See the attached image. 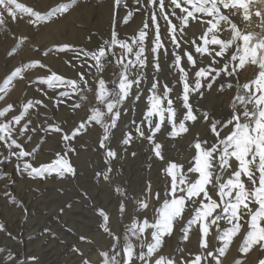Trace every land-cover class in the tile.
I'll return each instance as SVG.
<instances>
[{
  "label": "rangeland",
  "instance_id": "obj_1",
  "mask_svg": "<svg viewBox=\"0 0 264 264\" xmlns=\"http://www.w3.org/2000/svg\"><path fill=\"white\" fill-rule=\"evenodd\" d=\"M15 3L19 5H23L25 8H29L34 12H38L41 14V16L53 13L54 10L61 4H71V7H69V9L66 12L55 13L54 15H51V19L37 20L36 17L31 15V13L25 12L23 11V9H20V8H15V5H13V8L16 12L15 17L11 16L7 11H5L3 6H0V13H3V23H0V88L4 89V91H0V96L4 97L2 100H0V110L5 108L9 104L13 105V102H15V100H16V105H17L16 107L17 109L16 108L14 109L12 107V109L9 110L5 114V116L0 117V122L10 121L12 120L13 117L20 115L21 112L24 110V106L28 103V101H33V100H34L33 102L42 101V103L36 104L34 107H30L28 109L27 114L24 115L23 119L20 121L19 124H15L13 122L14 127L16 129V131L13 132L12 134L13 138L16 139L17 142L23 146L25 151L32 153L31 156H27V157H24L22 160H18L16 156L12 155V152L14 151L18 152L19 149L15 147H13L12 149H9L4 142L0 141V224L4 226L3 230H0V249H4V251H0V264H13L8 260V257L11 254H14L12 242L16 244L20 242V238H22L25 233L26 223L30 219V217L29 218L26 217L25 219L22 220V223L20 225L19 234H16L17 233L16 226L19 222L18 219L20 218L19 212L16 213L9 209L5 210L4 209L5 206L3 205L1 199L4 198L8 202L9 205L10 204L13 205L18 200H21L20 203H17L16 207L20 208V211L26 212L28 216L30 215V209L33 208L32 211H34L36 207L37 208L41 207V205L43 204L45 205V210L46 211L49 210L50 204L53 199V197L50 194L47 195V193H45V195L47 196L45 195L43 196L42 194L37 195L36 194L37 192L33 191L34 184L32 183V181H30V178H28L29 175L23 171V168H22L23 162L28 161L32 164L33 167H35L36 165L35 163H38V159L36 160L38 156L36 152V149H37L36 143L39 144L41 142V139L42 140L44 139V134L47 133L49 130H51V128L49 127L50 125H58L62 129V132H57L62 138V139L60 138L59 140V145L61 144L60 146L62 148L64 147L63 149L67 151V157L68 158L71 157L72 154L77 150V147L74 146V144L72 143L73 139L69 141H65L63 139V135L65 133L68 135H71L73 130L76 129L82 121H85L88 118V116L91 114L92 108L98 107L100 108L101 111L106 110L104 106L100 104L99 101L96 99L98 80L100 78H103L105 80L106 87L108 88L109 91H111L114 87L113 81L118 82V75L120 73L121 68H120V65L116 63V60L119 54L121 53L120 47L117 45L112 49V51L115 52L117 55L116 56L108 55L106 59L103 61V64H104L103 70L98 72L97 68L94 66V61H92L91 57L82 55V52L87 51L88 49H86L83 46H78V45L75 46V44L73 43L71 44L69 37L71 33L73 32V30L83 29L85 32H87L88 37L95 34L98 31L97 32L98 38L101 40V43L103 45L104 41L111 39L113 33H116L117 38H118L120 30H122L121 28L123 27L125 28L128 25L132 24L134 13L135 11H137V9H140L142 7L145 8V14H146L144 15L145 22L151 24L154 27H157V25H159L160 19L163 20L165 18V13L168 14V17L171 14L170 12H167V11L163 13L164 11L160 12L158 10L159 0H157L156 4L151 3L150 0H118V2L117 0H74V2H72V0H15ZM185 7L187 8L189 7L188 8L189 10L192 9L191 5H186ZM257 7H259V5L250 4L249 6L250 11L252 13L251 25L249 27L255 28L256 31H259L260 30L258 27L259 17L255 15V11ZM108 9L112 11L111 19L109 20L108 24L105 26L106 28L100 27V25L102 24L104 20L103 18H105V12H106L105 10H108ZM221 11L225 15H229L232 21L236 23L237 25H239V19L243 18V11H244L243 9H239V8L223 9L221 8ZM154 14L156 15L155 21L152 19ZM179 16H182L181 10H180ZM201 17L202 18L199 20V22L201 21L203 25H204V22H206L208 19H212V17H208L206 14H203ZM199 24L200 23H198V25ZM239 26L241 28H245V26H241V25ZM166 28H167L166 31L168 32V34L171 35L172 34L171 31H169L170 27L168 26ZM102 31H105V32H102ZM187 31L188 30L185 29V33L182 34L181 39L177 37V39L179 38L180 40V49L182 48V45L185 44V47H183L184 51H182L183 49L180 50L179 48H176V45L173 44L171 40L169 42L170 44L168 43V46L166 47L167 54H165V56H168L169 58L164 56L165 59L163 61L164 63H166L167 60L172 59V57L174 59V56H173L174 50L176 52H179L181 56H184V52L186 50L193 54V57L194 59H196L197 64L195 67H193L187 62L186 57L183 58V61L188 64L189 68H192V72L193 71L196 72L198 71L200 67H207L209 65V62H211V60H209L211 58L207 57L206 54H205L206 56L205 55L202 56L200 53H197L194 55L195 47L192 44L185 43V42L188 41V39L190 38L194 39L195 36L192 33V31H189V33H186ZM223 35L225 38L228 35V33L223 32ZM240 43L242 44L243 42L240 41ZM63 44H70L72 46L71 49L77 50V52L81 53V56L83 58L81 56L80 58L82 61L85 62V60H87V63L89 65V71H88L89 78L87 80L88 81L87 84L83 83L82 80L79 79L80 75L82 74L81 71H79L80 69L78 70L79 72L76 71L72 76H67L64 73L57 70L55 66H53L51 63L47 61L48 57L55 58L58 55H60V52L62 51L60 49V46ZM218 50H219V47H218ZM235 51H236L235 47H233L229 49V52L226 53L225 56L226 57L230 56L232 53H235ZM89 52H94V51L89 50ZM219 58L218 60L221 63H227V60L225 59V57H219ZM127 59H132L130 54L125 59V62H127ZM172 60L170 61L172 62ZM207 60L209 61L207 62ZM36 61H39V64H36L35 63ZM27 65H32V66L26 67ZM234 65H238V61L233 62V66ZM216 66L218 65H213V67H216ZM78 67H79V63L76 66V68L78 69ZM17 69H20V74L13 77L12 74ZM195 72H193V74ZM52 73H56L57 75L62 76L65 80H78L80 88L84 89V91L83 92H73L71 88L66 84L60 85L54 88H49L47 83L41 82L40 78H47ZM257 75H258V66L251 64V63H247L243 68H238L237 72H235L233 76L231 77L224 73H221V75L217 77L215 82L212 84L211 89H208L206 87L208 81L211 80V76H209L206 80L202 79L201 83L204 86L201 88L202 91L201 90L200 91L203 93V96H205L206 98L203 96L202 97L199 96L198 95L199 93H197L200 99L199 102L201 104L202 103H205V104L197 105V102L194 103V106L196 105L198 106V108L197 106L195 107L196 111L194 110V113H197V116H198L197 117L198 122L196 121V123H200V122L202 123V121H204L203 119H201L202 117L200 116L201 115L200 112H205V111L209 113L210 119L226 121L230 113L233 111L232 102L234 101L237 91H238L237 85L250 81L254 79ZM10 77H12L11 81L10 83L6 85L5 82ZM229 83L233 85L232 89L226 86ZM221 85H224L223 87L224 89H221L220 87ZM33 88H36L38 91L40 90L39 97L35 98L30 94L31 93L30 90H32ZM88 89H91V91H89ZM52 90L54 92V95H52L53 98L51 97L52 99L46 100L48 96L51 95L50 91ZM61 92H68V95L61 96L60 95ZM214 93H216V95ZM227 93L228 95H226ZM211 94L216 97H213ZM84 96H86L87 98L82 99L81 97H84ZM207 97L209 100L207 99ZM217 97H218V101L222 100V102L220 101L218 102ZM211 99H213L212 100L213 102L211 101ZM210 102L211 104H209ZM77 104H79L80 107L78 108L74 107V105H77ZM199 106H201V109L202 108L203 109L202 110L199 109L200 108ZM65 109L67 110V118L65 119V121H63L60 115H61V112L65 111ZM198 109H199L198 111L199 114L197 112ZM106 119H110V117ZM29 121H30L29 130L23 134H17L20 132V129L23 127V125L25 123H28ZM118 122H117V125H118ZM196 123L194 122L193 125L195 126ZM206 123H207L206 127H204V129L202 128L200 133H197V132L194 133L193 135L194 142L197 141V139H199L200 141H202V139L203 141H205L206 139V141L208 142L209 140L208 136L210 138V135H212L211 139L213 138L214 139V141L212 139L213 143H216L215 141L216 138L215 136H213L214 134L209 129V123L208 122ZM92 124H95V122H93ZM96 125L97 127L96 129H94V131L95 133L99 131L101 133L100 136L102 137L103 129L100 127V125L98 124ZM207 127H208V130H206L205 132V129H207ZM116 128L112 129V134L110 136L109 142L107 143V147L112 142L114 145L112 149L115 150L117 153L116 157L111 159L108 162L111 165L110 167L111 175L110 176L113 180L114 190L117 187L123 189V194L115 191L116 194L120 196L121 203L124 204V212L121 214L123 215V217L124 215L127 217L126 212L128 211L127 209L129 208L128 206L130 204V200L132 199V196L135 193V191H137L138 189L141 190L139 194V200H147V202H150L149 198L151 199V197L148 195L149 184L151 185V187L153 186L154 187L153 189L155 190L158 188L159 186L158 184L160 183L164 186V199L160 203H158L156 206V209H159L162 206L164 200L166 198L170 199L171 197V193L169 190L171 187V177L167 176L164 169L167 167L169 158L176 156L178 152L180 151V149L184 148V142L180 140L179 142L178 140H176V137L173 138L167 135L168 137L167 140L168 142L170 141L169 146H171L173 150L169 149L168 154H166L168 155L166 159L167 164L161 165L162 161H158L161 163L157 162L156 164L157 167L154 168V167H151L150 164H148V162H150L149 160L151 157H149V155L147 154L146 148L142 149V159H141V162H139L137 158H135L136 156L133 155L134 151L132 147L130 145H123L121 143V141L124 138H121V140H119L120 142H118L117 137L114 134ZM31 129H35V131H31ZM224 131L225 130L223 129L221 130V136L224 135ZM83 132L84 131H82V133ZM82 133L78 134L74 139L75 140L80 139V141H82L81 145L83 147H87L90 144H88L87 140L85 139V136ZM206 133H208V135H206ZM195 135H197V137ZM29 136H31V139H28ZM34 136L36 137L35 139L33 138ZM37 137L39 138L37 139ZM116 144L118 145V147H116ZM94 146H95V150L98 152L104 149L100 147V140H97L94 143L93 147ZM192 146H193L192 156L194 157L197 153L196 152L197 150L195 151L194 144ZM203 146L205 145L202 144V147ZM69 147L74 149V151H70ZM34 149L35 151H33ZM170 151H172V153ZM162 155L164 156V154ZM180 159L183 160V156ZM51 162L41 163V164L39 163V167L43 164H50ZM18 163L21 165V167L19 168L17 167ZM194 164L191 166H194ZM229 164H231V168H226L222 172L217 170L219 174L223 176L224 181H226L229 178V175L234 170L238 169L239 161L235 160V158L233 157L229 160ZM68 175H70V177L73 176L72 178L75 180L77 179L76 170H75L76 176L72 174H68ZM197 176L198 174H193V178L188 176V179L189 181H194L197 178ZM257 176H258V173H257ZM23 178L24 180L26 178L28 179H26L24 182ZM241 179L245 183L246 187H250L248 180H246L247 179L246 176L242 175ZM93 183L96 188L95 194H96L97 202H96V208L90 211L92 215L88 217L83 214L82 208L77 209V212L82 214L79 220L82 223L89 222L90 223L89 226L97 225V223L102 220L101 219L102 217L98 214V209L102 208L104 212L109 215L111 212L109 211L108 213V208L106 211L105 208L102 206V204H100L104 200V198H101L100 176L99 177L96 176ZM79 187L78 189H80ZM208 189H209V194L212 196V199L217 200L218 202L222 204L223 202L219 201V198L217 196V189L213 188L212 185H209ZM177 194L179 195L180 193H177ZM234 195H235V192H233V196ZM29 196H32L34 198L33 199L34 202L31 201V203L26 205V202L28 201ZM154 197L152 196L153 200H154ZM23 198L24 199L26 198V199L24 200ZM36 199H37V202H36ZM151 202H152V199H151ZM33 203L37 204L35 205L36 206L35 209L34 207H32ZM110 204L111 203H108L107 207H109ZM191 205L194 206L196 204L192 203ZM191 205H190V202H186L182 215H185L186 213L184 214V212L186 211L189 212L188 214L190 213L193 214L195 212L193 210L194 208H192ZM250 207H252L253 211H255L258 208V205L251 204ZM85 208H86V205H85ZM142 209L143 208H140L136 202V204L134 205L131 211L132 212L130 214L131 217L137 218L139 216V213L141 211H144ZM216 211L219 212L220 209H216ZM85 214L89 215V213L87 212ZM213 214L215 215V213ZM37 215L38 213L36 212L33 213V216L31 217V219L36 218ZM155 215L156 217H154L153 220L152 218H149V219L147 217L145 218H147L149 222H154V220L158 216V213L156 212V210H155ZM245 216L247 218L244 219L245 217H243L244 221L246 222V220L248 219L245 224V232L247 233V231L250 230L249 228L250 216L249 217L247 215ZM143 220H140V221H143ZM179 220L180 218H177L174 222V226L171 230V233L173 234L175 233V235L173 237L170 236L171 240L169 241L170 242L169 245L167 246L163 245L164 246L163 251H161L160 253L159 248L162 246L163 243L165 244V242L162 241L161 245L157 248V251L156 250L154 251L157 258L159 257L168 258L169 257L168 259L173 261V264H184V263L185 264H216V261L213 260V257L207 255V253L211 251L213 252L215 256L218 257L220 264H237V262H239V264H259L260 260L264 259V247L258 244L257 246L256 245L252 246L253 249L255 248L256 252L252 253L250 257L246 258V253L244 251H241V248L243 246V240H241V242L238 243L234 253L230 254V247L232 244L231 243L232 241H231L226 247L225 252L223 254H220L218 252V249L221 247H224V242L222 240L217 239L218 229L214 225L211 227V231H210L211 233L209 234V242L211 244L210 249H202L201 244L197 243L193 247L191 252H186L185 247H183V245L184 246L189 245L190 243L188 239L185 240V234H186L185 232L187 231V233L188 232L190 233L191 231L190 229H187V227H189L188 225L189 220L186 221L187 227H184V225L178 224L179 222H182L181 220L180 221ZM261 221L264 222V220H261ZM36 222H37V219H36ZM70 222H71L70 219H67L66 221H64L63 219L57 220L56 218L48 222V224H51L53 226H56V228L57 227L59 228L62 235L61 234L58 235V233H56L58 236H66V237L71 238V240H67V239H64L58 236L54 237V240H53L54 243H52L50 247L54 248L58 246V248L60 249L59 253L62 254L61 257L69 256L71 257V259L72 258L74 259L77 257L76 255L82 254V252L84 253V249L81 248V244H83V240H84V239L82 240L81 237L84 235V233L83 235H80L78 233H73L74 229L69 226ZM34 223L35 221L33 222V224ZM128 223L129 222L127 220H123V222L121 221L120 224H121V227L125 231L124 232L125 235L129 236L132 244H133L132 238H134V240L136 241L132 264H144V262L139 261L136 258V256L141 251L140 245H141L142 239L140 238L142 237L137 238L136 236H131L130 233L128 232V229H129ZM218 223L220 225V229L231 227V225H229L226 220H221ZM177 225L178 227L179 226L180 227L178 228ZM108 227L110 228V224H108ZM147 230L148 229H146V231L144 232L145 235L149 234L147 242L152 243L153 242V237L151 235L152 229H149L148 230L149 232ZM194 230H195V227L193 228V231ZM246 233L244 234V237ZM169 235L170 234H165L164 236L168 237ZM187 235L189 234H186V236ZM111 241L112 242L109 245V247L112 245L114 246L116 244L113 238L111 239ZM185 241L186 242L188 241L189 243L187 244ZM180 242H182L183 245ZM33 244L34 242L32 243V245ZM44 245L48 247L50 244H48V241H45ZM109 247L104 252L109 253ZM25 248H28V247H23L22 249L23 255L25 254L27 255ZM77 249L79 251H77ZM206 250H209V251H206ZM251 250L252 249H250V251ZM54 251L56 252L57 249H54ZM115 253H120L119 256H116V260L119 262V264H123L124 255L122 254L124 253L122 252V249L120 246H116L113 255H115ZM14 255H12L11 257L14 258ZM17 255H20V254L17 253ZM54 255H56V253ZM197 256L201 258L198 262L196 261ZM31 257H36L37 260L33 262ZM31 257L29 256L28 258L26 257L25 260H23V264H29V263L30 264H42L45 258V256H41V257L31 256ZM157 258L154 259V261H152L151 264H153V262L154 264H156L155 262ZM60 261L61 262L59 263H63L62 260Z\"/></svg>",
  "mask_w": 264,
  "mask_h": 264
},
{
  "label": "snow or ice",
  "instance_id": "obj_2",
  "mask_svg": "<svg viewBox=\"0 0 264 264\" xmlns=\"http://www.w3.org/2000/svg\"><path fill=\"white\" fill-rule=\"evenodd\" d=\"M74 2V0H72ZM118 2V0H117ZM151 3L156 4L157 0H150ZM191 5L192 9L189 10L184 5ZM259 5L256 8L255 15L259 17V31L255 28H250L251 16L249 6ZM23 9L25 12L31 13L37 20L51 19V15L55 13L66 12L71 4L59 5L53 13L41 16L40 13L34 12L29 8H25L23 5L15 3V0H0V6H3L11 16L15 17L16 12L13 8ZM171 5L177 9H180L184 15L178 17L181 21L180 25L172 24L170 31L172 33L171 40L176 48H180V40L177 39V32L183 34L185 27L189 23V18L198 19L195 13H203L212 19H208L204 22L202 29V35L199 37L203 41V44L197 43L196 39L190 38L185 43H190L195 47V51L202 56L207 55L211 58V63L207 67H200L198 71L194 73V84L188 83V72L181 65V60L186 57L187 62L193 67L196 66L197 61L194 59L191 52L185 51L184 57L179 52L173 51V66L180 73V81L183 82V94L182 102L183 107L187 111L183 115V119L179 124L175 121V109L173 108V101L169 98V93L172 91L167 84L163 85V93H159L160 85L158 81H154L149 89L151 95L148 97L149 107L144 113V118L140 124L136 125L135 131L139 138L146 139L149 145L152 147L154 155L163 160L164 157L161 153L162 145L155 140L156 133L160 132L161 127L165 120V113H167L168 123L172 127V131L168 132V136L177 137L181 133L189 131L186 126V121H197V115L193 111L192 104L189 103L190 93H199L201 97L203 93L200 89L204 86L201 81L206 80L211 76V80L208 81L206 87L211 89L212 84L216 78L224 73L228 76H233L237 72L238 68H243L247 63H251L258 66V75L243 84H238L237 94L232 102L233 111L230 113L226 121L210 119L208 112L201 113L202 119L209 123V129L216 138V143L208 145V142L197 141L194 144L197 150L196 155L193 157L195 160L194 166L188 168L187 172L184 171L182 164L175 162H168L167 167L164 169L165 173L171 176L170 199H165L162 206L156 209L158 213L154 222H149L147 218L143 221L134 220L130 225L128 232L131 236L140 238L146 229H152L151 235L153 237L152 243H146L141 241V251L136 258L144 264H151L150 258L154 251L161 245L163 236L165 234H171L173 227V221L182 216L186 202H192L198 207L195 210V215L189 220V227L192 224L201 223V231L206 235L209 232L210 226H215L218 229L217 239L224 242V247L218 249L220 254L225 252L226 247L232 241L233 237L240 231L242 224L240 221L245 215L250 216L249 228L246 236L243 238V246L241 251L248 252L249 249L256 244L264 247V227H261L260 221L264 220V0H171ZM158 6L163 12L164 0H159ZM223 9H243V19L248 22L245 28H241L234 23L229 15H225ZM175 15V13H172ZM152 19L155 21L156 15L154 14ZM165 19L168 20V14L165 13ZM0 23H3V13H0ZM147 25H145V28ZM227 32L228 35L221 39L220 34ZM147 33L143 29L139 32V35L133 38L132 44H129L125 40H119L117 34L113 33L110 40L104 41V44L100 46L96 51L89 52L84 51L83 55L91 57L94 61V66L97 71L103 70V61L108 55L116 56L117 54L112 51L115 46H119L121 53L119 54L116 63L120 65V73L118 75V82L113 81L114 87L111 91L106 87V82L103 78L98 80V88L96 99L100 104L104 106L105 111H101L100 108L95 107L91 109V114L85 121H82L76 129L73 130L71 135L64 134L63 139L69 141L74 139L82 131L87 130V126L93 122L100 125L103 129V135L100 139V147L105 149V161L108 162L115 158L117 153L115 150L107 147L112 129L117 127V122L121 117L120 107L125 100L131 95L133 85L137 86L138 94L135 99H140L139 85L141 81L145 79L143 68L146 67L147 57L144 56L145 47L143 41L145 40ZM240 41L243 43L241 44ZM153 47L151 52L154 54L153 66L159 71V50L164 49L167 54V49L164 47L163 42L159 35V25H157L155 39L153 41ZM218 46L219 50L215 47ZM138 50L133 53V48ZM235 47V53L230 56H225L229 52V49ZM72 46L70 44H63L60 46L61 50H70ZM129 54L134 55V59H125ZM225 57L227 63H221L218 58ZM238 61V65L233 66V62ZM39 64V61L35 62ZM213 65H218L213 67ZM27 65L26 67H31ZM133 69L137 70V75L134 78H130L133 75ZM20 74V69H17L12 76ZM10 77L5 84L7 85L11 81ZM41 82L47 83L49 88H54L60 85H68L73 92H83L84 89L80 88L78 80H65L62 76L52 73L47 78H40ZM80 80H84L83 74L79 77ZM87 84L88 81L84 80ZM223 89L224 85L220 86ZM228 88L233 87L231 83L227 85ZM91 91V89H88ZM0 91H4L0 88ZM61 96H67L68 92H61ZM4 97L0 96V100ZM86 99L87 97H81ZM164 101H167V107H163ZM42 103V101H28L24 106V110L20 115L15 116L10 121L0 122V141L4 142L9 149L13 147L18 148V152H12L13 156H16L18 160H22L24 157L31 156L32 153L24 150L23 146L13 138V132L16 131L14 124H19L24 115L27 114L30 107H34L36 104ZM251 106V107H249ZM13 105L9 104L2 110H0V117L11 110ZM74 107H80L79 104ZM158 116L159 120L153 122V117ZM110 117V119H106ZM146 122L149 135L145 136L144 123ZM29 123H25L17 134H23L29 130ZM135 124V121H133ZM231 126V127H229ZM53 131L62 132V129L58 125L49 126ZM224 131V135L221 136V130ZM35 131V129H31ZM31 139V136L28 137ZM134 137L132 132H127L124 139L121 141L123 145H130ZM202 144L205 145L202 147ZM70 151H74L69 147ZM35 151V149L33 150ZM135 155V153H133ZM239 161L238 169L234 170L229 178L224 181L223 176L219 174V171H223L226 168H231L229 160L231 158ZM10 158V157H8ZM6 158V159H8ZM17 167H21L18 163ZM23 171L32 177H44L45 174L57 173L60 177L65 174L75 175V169L68 160L67 154L60 155L57 153V158L50 164H43L39 168L33 167L28 161H24L22 165ZM111 168L109 167L103 173H97V176H103L105 181L109 180V173ZM198 174L194 181H189L188 174ZM214 173H216L214 175ZM258 173V176H257ZM242 175L247 177L250 187H246L245 183L241 179ZM212 185L217 189V196L219 201L212 199L209 194L208 186ZM118 193L123 194V189L117 187L115 189ZM233 192L235 195L233 196ZM148 193L151 195V185L149 184ZM177 193H180L179 195ZM155 198L159 200L160 194L156 193ZM14 199V198H13ZM137 204L140 208L147 209V200H138ZM251 204H257L258 208L253 211ZM216 209H220L219 212ZM62 211V210H61ZM120 212H124V204H120ZM215 213V215L213 214ZM98 214L103 218V229L106 233L113 236V239L118 241L119 237L113 235L108 227V214L104 210L98 209ZM226 220L231 227L220 229L219 221ZM3 225L0 224V230H3ZM85 239V237H81ZM187 239V236H185ZM126 243L122 248L125 253L123 264H132L135 246L132 244L128 235L125 236ZM202 246L207 248V243L202 241ZM146 248V251L144 250ZM4 251V249H0ZM77 251H79L77 249ZM115 255H109L108 252H102V264H119ZM208 256L213 257L216 264H220V261L213 252L209 251ZM11 259V255L9 256ZM33 262L37 260L36 257H31ZM201 258L196 257L198 262ZM83 264H89V261L85 260ZM156 264H165V258L160 257ZM166 264H173V261L168 260ZM239 264V262H237ZM259 264H264V259L260 260Z\"/></svg>",
  "mask_w": 264,
  "mask_h": 264
},
{
  "label": "bare ground",
  "instance_id": "obj_3",
  "mask_svg": "<svg viewBox=\"0 0 264 264\" xmlns=\"http://www.w3.org/2000/svg\"><path fill=\"white\" fill-rule=\"evenodd\" d=\"M186 5H184V6H186ZM158 10L161 12L160 8H158ZM105 11H104L105 12V18H103L104 20L102 19L103 22L100 25V27H104V28H106L105 26L108 24L109 20L111 19V15H112V11L110 9L105 10ZM163 11H164L163 13H165V11L171 13L170 16L168 17V20H166L165 18L163 20H161L159 18L160 19L159 20L160 21V23H159V35H160L161 41L164 44V47L166 48L168 46V43L171 41L170 37L172 35V34L169 35L168 32L166 31V29H167L166 27H168V26L171 27L168 24V21L170 20L172 24H176V25H180L181 21L178 18V17H180L179 16L180 9H177L174 6H172L171 0H164V10ZM172 13H175V15H172ZM144 15H146L144 7L137 9V11H135V13H134L132 24L128 25L125 28L124 27L121 28L122 30H120L119 35H118L119 40H125L129 44H132L133 38L138 36L139 32L142 29L144 31H146L147 35L145 37V40L143 41V44L145 47L144 56L147 57V64H146V67L142 69V71L144 72V75H145V79H143L141 81V84L139 85L140 99L139 100L135 99L136 95L138 94V89H137L136 85H133L132 90H131V95L127 98V100H125L123 105L120 107L121 117L119 119V122H118V125H117V128H116L114 134L117 137L118 142H120L119 140H121V138H124V136L127 132H129V131L132 132L134 139H133L132 143L130 144V146L132 147V149L135 153V156H136V157L135 156H133V157L137 158V160L139 162H141L142 149L146 148L147 154L149 155V157H151L149 160L150 162H148V164H150L151 167L155 168V167H157L156 164L158 161H162V163L158 162V163H161V165L167 164L166 159H167L168 155H166V154H168L169 149H172V147L169 146L170 141L168 142V140H167L168 139V137H167L168 132L172 131V127L168 123V120H167L168 114L165 113V120H164V123L161 127V130H160V132L156 133V135H155L156 142L160 143L162 145L161 153L164 154V156H165V157L163 156L164 160H160L159 158H157L154 155L152 147L149 145V142L146 139L139 138L136 131H135L136 125L141 123V121L144 118V113L147 111V109L149 107L148 97L151 95L149 89L151 88L152 83L154 81L159 82L160 89H159L158 94L163 93V85L164 84H167L168 87L172 89V91L169 93V98H171L173 101V108L175 109V121L177 124H179L180 120L183 119V115L187 111V109H185L183 107V102L181 99L182 94H183V82L180 81V79H179V77H180L179 71L173 66V60H172L173 57H172V59H169V60H167L166 63H164L163 60L165 59L164 58L165 52H164V49L162 48L159 50V66H160L159 71H157L153 66L154 54L151 52V49L154 46L153 41L155 39L157 27H154L151 24L146 23ZM182 15H183V13H182ZM202 15H203V13H195V16L198 19L189 18V23L185 27V29L188 30L186 33H189V31H192V33L195 36L194 39H196L197 43H199L201 45L203 44V41L200 40L199 37L202 35V29H203L204 25L202 24L201 21L199 22V20L202 18L201 17ZM198 23H200L202 25H200V24L198 25ZM145 25H147L146 28H145ZM119 28H120V26H119ZM97 32L88 37L87 32H85L83 29H75L71 33L69 39H70L71 44L73 43V44H75V46L76 45L83 46L86 49H88L87 51H89V50L96 51L100 46H102L101 40L98 38ZM102 32H105V31H102ZM184 33H185V31H184ZM177 37H179L181 39L182 34L177 32ZM179 38H178V40H179ZM220 38L221 39L224 38L223 33L220 34ZM183 45H182L181 49H183V47H185V44H183ZM189 46H191V45H189ZM210 47H215L218 50V46H211L210 45ZM137 50H138V48L134 47L133 53H135ZM182 51H184V49ZM79 53L80 52H77V50H74V49L62 50L60 52V55H58L55 58L48 57L47 61L49 63H51L53 66H55L57 70H59L60 72L64 73L67 76H72L76 71H78L80 69L79 71H81V73L83 74L84 80H88V78H89V72H88L89 71V65L87 63V60H85V62L81 60V58H80L81 53L80 54ZM195 54H197V52L194 49V55ZM82 55H83V52H82ZM130 56L132 57V59H134L133 54H130ZM165 57H168V56H165ZM182 57H184V56H182ZM170 60H172V62ZM209 60H211V59H209ZM209 60H207V62ZM78 63H79V67L77 69L76 66L78 65ZM209 63H211V62H209ZM181 65L188 72V83L190 85H193L194 84L193 81L195 79L193 72H195V71L192 72V68H189L188 64L185 63L183 61V59L181 60ZM137 74H138L137 70L133 69V75L130 78H134L135 75H137ZM84 80H82L83 83H84ZM231 89H232V87H231ZM231 89H229V90H231ZM39 91L36 88H33L32 90H30V92H31L30 94L33 97L37 98V97H39ZM50 93H51V95H49L46 100H50L53 98L52 97V95H54L53 90L50 91ZM216 93H214V94L216 95ZM228 93L226 95H228ZM198 95L201 96L200 94H198ZM198 95H197V93H190V96H189V103L192 104L193 111L195 110V107L197 105L205 104V103L201 104L199 102L200 99H199ZM203 97H205V96H203ZM208 97H209V95H208ZM208 97H207V99H208ZM213 97H216V96H213ZM224 98H226V97H224ZM201 100H202V98H201ZM212 100L213 99H211V101ZM217 101H218V97H217ZM196 102H197V105L194 106V103H196ZM220 102H222V100ZM209 104H211V102ZM16 107H17V105H16V100H15V102H13V108L15 109ZM163 107H167V101H164ZM199 107H200L199 109H201V106H199ZM197 108H198V106H197ZM199 109L197 110V112L199 111ZM200 113H203V112H200ZM195 114L197 115V113H195ZM198 114H199V112H198ZM60 116H61L62 120L65 121V119L67 118V110L65 109V111L61 112ZM158 120H159L158 116L153 117L154 123L157 122ZM133 121H135V124H133ZM193 124H194V122H192V121H186V126L188 127L189 131L186 133H181L178 136V138L176 137V140H178V141L180 140V141L184 142V148L180 149L178 154L172 158H169V161H168V162H175L177 164H182L184 166L185 172H187L188 168L195 163V160L193 159V156H192V154H193V146L192 145L195 144L196 141L194 142V136L193 135L195 132L200 133L201 129L202 128L204 129V127H206L207 123L202 121V123L201 122L196 123L195 126ZM96 127H97L96 124H91V125L87 126L86 131H84L83 133L81 132L85 136V139L87 140L88 144H90L89 146L83 147L81 145L82 141H80V139H76V140L73 139L72 140V143L74 144V146L77 147V150L72 154L71 157H69L71 159L68 158V160L70 161L71 165L76 170V175H77L76 180L72 178L73 176L70 177V175H68V174H65V176L60 177L55 172H53L50 175L46 173L44 177H39V176H37V177L30 176L29 177L28 176V178H30V181H32V183L34 184V186H33L34 189L33 188L32 189H33V191L37 192L36 193L37 195L42 194L44 196L45 193H47V195L50 194L53 197L52 202H51L50 207H49V210H47V211L45 210L44 204L41 205V207L37 208L35 206L37 204L33 203L32 207H34V209L36 207V209L34 211H32L33 208L30 209V215L28 216L26 214V212H24V211L22 212V211H20V208L16 207L17 203H20L21 200H18L13 205H11V204L9 205L8 202L4 198L1 199L3 205L5 206V208H4L5 210L9 209V210H12L16 213L19 212L20 218L18 219L19 222L16 226V229H17L16 234H19L20 225L22 223V220L25 219L26 217L27 218L30 217V219L26 223L25 233H24L23 237L20 238V242L18 244L12 242L13 243V253L15 255L11 254V256L14 255V258L11 257V259H9V257H8V260L11 263L23 264V260H25L26 257L28 258V256L29 257H31V256H39V257L45 256L42 264H83V262L85 260L89 261V264H102L101 253L104 252L109 247V245L112 242L111 239L113 238V236L109 235L108 233H106L104 231V229L102 227L103 218H101L102 220L99 221L97 223V225H94V226L90 225L89 226V224H90L89 222H83L82 223L79 220L80 217L82 216V214L77 212V209L82 208L84 215H86L88 217L92 215L90 213V211L92 209L96 208V202H97L96 194H95L96 188H95V185L93 183L94 179L96 178L97 173H103L109 167H111L110 163L105 161V150L102 149L98 152L95 150V146L93 147L94 143L97 140L101 139V136H100L101 133L99 131H97V133H95V131H94V129H96ZM143 127L145 130V136L149 135L150 133L148 131L146 122L144 123ZM206 130H208V127H207V129H205V132H206ZM205 132H204V134H205ZM61 135H63V134H61ZM206 135H208V133H206ZM195 136L197 137V135H195ZM211 136L212 135H210V138L208 136V139L211 140V141L208 140V142H209L208 145L213 144L214 139L212 138L213 139V141H212ZM33 138L35 139L36 137L34 136ZM38 138L39 137H37V139ZM60 138L61 137H60L59 133H57L51 129L47 133L44 134V139L43 140L41 139V142L39 141L40 142L39 144L36 143V145H37L36 146L37 147L36 152L38 155L36 158V160L38 159V163H35L36 168H39V163L40 164L41 163H49L51 161H54L57 158V153H59L60 155H64L65 153L67 154V151L63 149L64 147L62 148L60 146L61 144L59 145ZM202 141H203V139H202ZM215 141H216V139H215ZM108 147L112 149L114 147L113 143L111 142L108 145ZM116 147H118L117 144H116ZM129 149H131V148H129ZM195 151H196V149H195ZM170 152L172 153V151H170ZM182 156H183V160L180 159ZM36 160H35V162H36ZM110 175H111V172L109 173V180L108 181H105L103 179L102 175L100 176L101 198H104L103 202L100 204H102V206L105 208L106 211L108 208V213H109V211H111L110 215L108 214V217H109L108 224H110L109 229L113 233L114 236L119 237L118 241L115 240L116 244L114 246L112 245L109 247V255L111 256L114 254V250H115L116 246H120L122 249L126 243V240H125L126 235L124 233L125 232L124 229L121 227V224H120L121 221L123 222V220H127L129 222L128 226L130 227V225L133 223L134 220L140 221V220H143L145 217H147L148 219L152 218V220H153V218L156 217L155 210H156L157 204L160 203L164 199V186L160 183V184H158L159 186L156 190L153 189L154 188L153 186L151 187V195H149V193H148V195L151 197L152 202H151V199L148 197L150 200V202H148V204L150 203L148 208L142 209L144 211H141L137 218L131 217V215H130L132 213L131 211H132L134 205L139 200V194H140L141 190L138 189L137 191H135V193L132 196V199L130 200V204L128 206L129 208L127 209L128 211L126 212L127 217L125 215L123 217V215L120 212L121 198L118 194H116V192L114 190L113 180H112ZM167 176H169V175H167ZM188 176L193 178L192 173H189ZM169 177H171V176H169ZM28 178H26V179H28ZM23 180H24V178H23ZM25 180H24V182H25ZM79 186H81V187H79ZM78 187L80 189H78ZM35 192H34V194H35ZM157 192L160 194L159 200H157L154 197V195ZM47 195H45V196H47ZM152 196L154 197V200H153ZM35 197H36V195H35ZM52 197H50V198H52ZM80 197H81V199H80ZM33 199L34 198L32 196H29L28 201L26 202V205L31 203V201L34 202ZM36 202H37V199H36ZM108 203H111L109 207H107ZM191 204H192V202H190V205ZM24 205H25V203H24ZM85 205H86V208H85ZM197 207H198L197 205L192 206V208H194L193 209L194 211L196 210ZM35 212L38 213V215L36 216V218L31 219V217L33 216V213H35ZM61 212H62V214H61ZM86 212L89 213V215L85 214ZM188 213H189L188 211L184 212L185 215H182L180 217V220L182 222H179L180 221L179 220L178 224H181V225H184V227H187L186 221L191 220L192 217L195 215V212L193 214L192 213L188 214ZM244 217H245L244 219L247 218L246 216H244ZM55 218L57 220L63 219L64 221H66L67 219H70L71 222H70L69 226L74 229L73 233H78L80 235H83V233H84L83 237H85V239L83 240V244H81V248L84 249V253L82 252V254L76 255L77 256L76 258L71 259V257H69V256L68 257H64V256L61 257L62 254L59 253L60 249L58 248V246H56L54 248L50 247L52 245V243H54V241H53L54 237H57L60 234L62 235V233L60 232L58 227L56 228V226L48 224V222H50L52 219H55ZM36 219H37V222H36ZM244 219H242L240 221V223L242 224L240 231L232 239V242H231L232 244L230 247V254L235 252V249H236L238 243L241 242V240H243V238H244V234L246 233L245 232V224L248 220L247 219L245 222ZM175 220L173 221V226H174ZM34 221H35V223L33 224ZM202 224H203V222L197 223L196 225L192 224L191 227H187V229L191 230V231L189 230L190 233L189 232L187 233V231L185 232L186 234H189V235H187L188 236L187 239L190 243L188 241L187 242L185 241L187 244L189 243V245L184 246L182 243L184 240L182 242H180V243H182L183 247H185L186 252H191L193 247L197 243L201 244L202 249H210L211 248V244L209 242V234L211 233L210 231H211L212 226H210L209 232L205 235L201 231ZM260 225H261V227H264V222L260 221ZM193 226L195 227L194 231H193V228H194ZM84 227H85V229H84ZM177 227H178V225H177ZM187 229H185V230H187ZM56 233H58V235ZM186 234H185V236H186ZM174 235H175V233L174 234L171 233L168 237H166L167 235L163 236V242H165V244L163 243L162 246L159 248L160 253H161V251H163L164 246L169 245V243H170L169 241L171 240L170 236L173 237ZM58 237H62L64 239L71 240L70 237H66V236H58ZM141 237L142 238H140V239H142L146 243H148L147 239L149 237V234L145 235V233H143ZM132 240H133V245L135 246L136 241L134 240V238H132ZM45 241H48V244H50L48 247L44 245ZM202 241L207 243V248L202 246ZM33 242H34V244L32 245ZM256 246H257V244H256ZM23 247H28V248H25L27 255L26 254L23 255V253H22ZM4 248H5V246H4ZM54 249H57V251L55 252ZM250 249H252V250L250 251ZM250 249L248 252H245L246 258L250 257L252 255V253L256 252L255 248L253 249L251 247ZM144 250L146 251V248ZM156 251H157V249H156ZM206 251H209V250H206ZM17 253L20 255H17ZM55 253H56V255H54ZM245 253H244V255H245ZM153 254L155 255V253H153ZM153 254H152V257L150 258L151 262L157 258V256L155 255L156 256V258H155V256ZM122 255H124L123 257L125 258V253ZM187 257H189V256H187ZM159 258H157V260ZM168 258H165V264H166ZM60 260H62L63 263H59V262H61ZM153 264H154V262H153Z\"/></svg>",
  "mask_w": 264,
  "mask_h": 264
},
{
  "label": "built area",
  "instance_id": "obj_4",
  "mask_svg": "<svg viewBox=\"0 0 264 264\" xmlns=\"http://www.w3.org/2000/svg\"><path fill=\"white\" fill-rule=\"evenodd\" d=\"M239 25H241V26H246V25H248V22L244 21L243 18H240V19H239Z\"/></svg>",
  "mask_w": 264,
  "mask_h": 264
}]
</instances>
